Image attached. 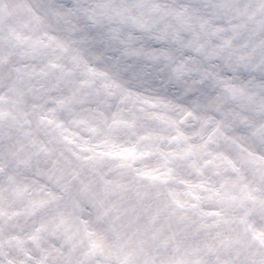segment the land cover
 <instances>
[{"label":"clouds","instance_id":"1","mask_svg":"<svg viewBox=\"0 0 264 264\" xmlns=\"http://www.w3.org/2000/svg\"><path fill=\"white\" fill-rule=\"evenodd\" d=\"M0 264H264V0H0Z\"/></svg>","mask_w":264,"mask_h":264}]
</instances>
